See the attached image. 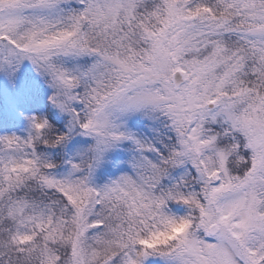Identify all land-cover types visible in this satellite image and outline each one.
Returning <instances> with one entry per match:
<instances>
[{"label": "snow or ice", "instance_id": "obj_1", "mask_svg": "<svg viewBox=\"0 0 264 264\" xmlns=\"http://www.w3.org/2000/svg\"><path fill=\"white\" fill-rule=\"evenodd\" d=\"M0 264H264V0H0Z\"/></svg>", "mask_w": 264, "mask_h": 264}]
</instances>
